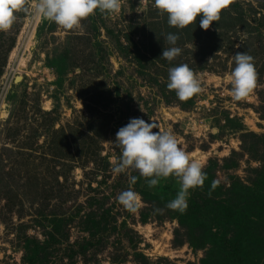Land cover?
<instances>
[{"label":"rangeland","instance_id":"374dc122","mask_svg":"<svg viewBox=\"0 0 264 264\" xmlns=\"http://www.w3.org/2000/svg\"><path fill=\"white\" fill-rule=\"evenodd\" d=\"M119 2L117 12L96 11L65 30L33 17L36 0H27L29 10L0 32V264H264V238L247 239L233 258L238 233L228 225L214 228L218 237L228 232L227 247L216 249L211 223L181 224L166 207L178 178L149 187L136 170L112 172L120 156L115 133L140 117L174 135L212 175L219 198L231 201L232 185L255 186L264 167V0H230L208 29L198 17L170 27L154 0ZM168 33L181 49L171 62L160 57ZM137 50L144 51L140 61ZM243 51L256 84L235 99L228 76ZM178 64L201 86L185 100L166 86ZM104 87L109 104L97 96ZM128 189L138 198L134 212L116 199ZM263 196H240L239 209L249 205L251 216ZM252 219L258 236L263 218Z\"/></svg>","mask_w":264,"mask_h":264},{"label":"clouds","instance_id":"9594fccd","mask_svg":"<svg viewBox=\"0 0 264 264\" xmlns=\"http://www.w3.org/2000/svg\"><path fill=\"white\" fill-rule=\"evenodd\" d=\"M230 0H154V6L167 15L170 27L183 29L196 24L197 17L201 29L220 18ZM120 8L119 0H36L32 7L33 17L54 22L65 30L78 28L81 21L96 11L111 14ZM27 0H0V32L11 28L18 11L27 12ZM178 36L168 33L165 40L170 45L162 48L160 57L173 61L181 52L176 45ZM234 68L228 76L233 98L247 96L255 87L256 71L252 57L246 52L234 54ZM167 88L174 90L178 99L185 100L201 90L200 82L186 64L170 67L167 73ZM156 125L140 117H131L115 133V143L120 149L118 161H114L112 172L128 174L138 171L141 177L148 178L149 187L158 184L160 178L170 175L179 179V191L166 207L183 213L187 208L186 197L189 189L200 187L206 179L202 165L190 159L178 146L174 135L167 130H156ZM129 183L134 184L135 176L129 175ZM213 181V186L215 185ZM129 211H136L137 195L131 189L124 190L116 197Z\"/></svg>","mask_w":264,"mask_h":264},{"label":"trees","instance_id":"16d2710c","mask_svg":"<svg viewBox=\"0 0 264 264\" xmlns=\"http://www.w3.org/2000/svg\"><path fill=\"white\" fill-rule=\"evenodd\" d=\"M141 53H144V51L143 52H141V50L136 51L135 56H138L136 58L138 61L142 59L141 56H139ZM98 90L99 91H97V96L99 95L100 99L108 100L107 102L108 104L114 101L108 89L104 87ZM107 92L109 93L106 94ZM257 172L263 173V175L255 181L254 187L252 185H246L241 188H238L236 185L234 186L232 185L233 188L230 189V187H228V189H226L227 191L229 190L228 196L232 197L231 201L225 199L224 197L219 198L222 195L219 194L218 192H215L219 188L216 187L215 185L213 186L212 175L210 174L206 176V179L204 180L202 186L193 188L192 195L187 200L186 210L183 213H180L178 211L179 214L177 215V217L180 223L185 225L184 220L186 219H190L193 222H195L196 225L199 224L200 226L205 221L211 223L209 228L210 240L214 244L216 249L218 248L217 246H221V248L224 246L227 247V244L224 243H227L226 235L228 232L224 233L221 237H218L217 231H223L224 229L222 228V226L226 228V226L228 225L229 227H231L230 231H237L238 233V236L235 239L236 242L232 243V248H233L232 257L233 258L238 257L236 255L241 254L239 249L244 245H246L245 241L247 239L249 245V239L254 238L255 240H257V237H259V239L263 240L264 238V231L262 233L261 231H258V236L257 234L255 236L251 234V227H252L251 224L253 222L252 217H255L256 219L261 217L263 218L264 221V196L263 199L262 198L260 199V204L258 207L259 209L257 210V212L254 209V213H252L251 216L248 215V211L250 210L249 205H247L244 210L239 209L240 196L243 195L244 197L255 198L254 196L257 195L258 191L264 192V167H262ZM136 186H138V184ZM140 192L144 194L143 190ZM231 202L232 205L230 204ZM255 202H256V198H255ZM253 206L255 207V205ZM215 217H220L222 219H220L218 222L214 224L212 222H214L213 220L215 219ZM214 228H218V230L215 232L213 231ZM250 235L252 236L249 238ZM52 237L56 238V236L54 235Z\"/></svg>","mask_w":264,"mask_h":264},{"label":"water","instance_id":"95a60500","mask_svg":"<svg viewBox=\"0 0 264 264\" xmlns=\"http://www.w3.org/2000/svg\"><path fill=\"white\" fill-rule=\"evenodd\" d=\"M20 78H21V77L19 76V77L17 78V80L20 79Z\"/></svg>","mask_w":264,"mask_h":264}]
</instances>
